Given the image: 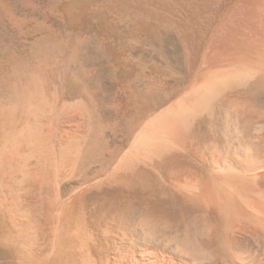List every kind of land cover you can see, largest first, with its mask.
Here are the masks:
<instances>
[{
	"label": "bare ground",
	"instance_id": "1",
	"mask_svg": "<svg viewBox=\"0 0 264 264\" xmlns=\"http://www.w3.org/2000/svg\"><path fill=\"white\" fill-rule=\"evenodd\" d=\"M62 1L0 0V264H95L91 230L64 203L91 180L115 186L100 242L117 263L264 264V0ZM258 82L226 101L240 137L205 156L212 174L182 163L194 120ZM156 170L171 171L174 204L219 223L172 230L173 201L144 194Z\"/></svg>",
	"mask_w": 264,
	"mask_h": 264
},
{
	"label": "rangeland",
	"instance_id": "2",
	"mask_svg": "<svg viewBox=\"0 0 264 264\" xmlns=\"http://www.w3.org/2000/svg\"><path fill=\"white\" fill-rule=\"evenodd\" d=\"M78 3H80V2H77V4L73 5V3H71V1H69V0L64 1L63 0L61 2V9L63 8L64 12H69V10L70 11L74 10L77 12V10H79V8H80V6H78L79 5ZM75 9H77V10H75ZM93 25H94V23H92V22L87 23V24H85L84 29L86 31H93L94 30ZM156 71H154V73H158V72L160 74L163 73L160 70L158 71V69H156ZM126 84H127V82L125 81V78L118 80L116 89L126 92V90L128 91V87L126 86ZM261 88L262 87H260L259 82L254 84V85H249V87H247V86L246 87H242V86L229 87L227 89V91L224 92V95H222L221 97L216 99L212 105L213 112L211 113V115H209L205 118H201L202 120L201 119L197 120V121L194 120L196 123L193 122L191 129L182 133L183 134L182 138L179 141L177 149H175V151L177 150L178 156L180 157L182 163H184L187 166L191 165L190 167L196 168L198 170L206 171V173H208V174H212L211 173L212 169L211 170L209 169L210 167L208 165V162L206 160L203 161V159H206L205 156L207 154H215L216 153L217 156H219V157H223V156L225 157V154L227 152L229 145H231V142H233V141L235 142V140H237L236 138L240 137L239 136L240 134H238V135L236 134L238 132L240 133V130L235 128L234 120L230 115H228L230 113H229V111H227V107H225V105H227V102L229 100H234V99H238V98H239V100H243L242 98H244V97L247 99V98L251 97L253 94L258 93V90H261ZM231 97H234V99L233 98L231 99ZM245 98H244V101L246 100ZM224 102H226V103L224 104ZM218 110H220V111H218ZM257 110H256V113H258V115H261L262 113L264 114L263 109L257 108ZM224 120H226V122H224ZM223 122H224V124H223ZM233 126L238 132L235 130L236 131V133H235L234 128H232ZM230 128L232 129V131L231 130L227 131ZM225 144H227V145H225ZM179 145H181V146H179ZM185 148L188 151L190 149L192 152L191 151L188 152L187 150H184ZM210 148H212V149H210ZM182 150H184L185 152ZM212 151H213V153H212ZM185 153H187V154H185ZM198 153H199V155H198ZM258 168H260V170L263 171V173L259 175V181L262 184H264V160L259 164ZM159 171L156 170V171L151 172V174L153 176V180H152V184H151L150 189H149L150 191L147 190L148 192L146 191V193H144V194L148 195V196H152L154 194L153 196L155 198H157V197H158V199L162 198V200H167L169 203H172V201H173L172 207L169 209V211H171V212H169V213H171V215H175V216L178 215V216L175 219H173L169 224L170 228L172 230H175V229L179 230L187 222H189V223L190 222L191 223L197 222L198 223L205 218L207 213H209V215L211 214V216H209V215H207V216H209L211 218V220L213 218L212 221H214L213 222L214 224L219 223L218 221L220 220L219 219L220 215L218 214V212L216 210H214L213 212H212V210H210V212H211L210 213L205 208L191 206V205L187 204L186 202H183V203L177 204V205L174 204L176 201H178V199H177V197H175L173 195V189L168 186L169 179H171L169 177H171L172 173L170 171L168 173V175H164V174H162L161 171H160L161 173ZM170 173H171V175H169ZM240 174H242V173H240ZM244 175L246 176V174H244ZM114 188H115V186L112 183H108L105 181L103 182L102 180H99V181L91 180V181L84 182L82 184L71 187L68 190L69 193L67 192L66 197L64 198V203L68 204L72 208V211H73L75 216H77L78 218L81 217L82 219L84 218L83 220H85L86 225L91 230L90 232H92V235H91L92 240H93V246L92 247L94 248V250L96 249L95 254H97L95 264L96 263L97 264H108V263L114 264V262L116 264H122V261H123V264H125L128 262L127 260L121 261L122 258L117 260L118 262L121 261L119 263H117L116 261H113L110 258V256L108 257L106 255V253L103 251V247H102V244L100 242V233H101V231H103L105 229V227H106L105 225L115 222V220H113L114 216L112 217V215H111L112 214L111 209L113 208L112 203L108 199L110 194L113 192ZM160 189H165L167 194L161 193ZM255 200H256V202H262V201H260L261 199H259L258 197H255ZM99 220H100V222H99ZM104 223H105V225H104ZM94 238H96V239H94ZM261 238H260V236H257L255 238L254 242L263 248L264 247V237L262 236ZM260 239H261V241H260ZM94 240H96V241L94 242ZM259 242H260V244H259ZM112 261H113V263H112ZM55 263L56 264L57 263L62 264L61 261H59V260H58V262H57V260H54L52 262V264H55ZM130 263L128 262V264H130ZM133 264H135V263H133Z\"/></svg>",
	"mask_w": 264,
	"mask_h": 264
}]
</instances>
